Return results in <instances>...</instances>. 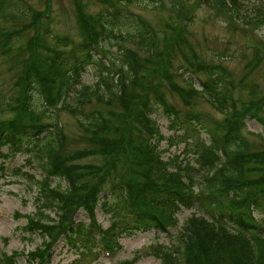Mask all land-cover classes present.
<instances>
[{"label":"trees","instance_id":"1","mask_svg":"<svg viewBox=\"0 0 264 264\" xmlns=\"http://www.w3.org/2000/svg\"><path fill=\"white\" fill-rule=\"evenodd\" d=\"M107 1L114 8L95 15L85 13L78 2L77 36L49 31L41 38L43 12L31 15L19 3L20 11L1 15L15 22L31 17L29 23L0 29L5 38L0 43L3 53L14 52L12 37L18 40L28 28L35 30L22 63L14 114L0 118V160L15 157L25 146L27 154H35L49 173L38 181V211L27 216L28 230L40 232L43 242L29 252L26 264H55L53 250L60 240L78 255L67 264H93L91 259L101 252L99 242L114 252L122 247L119 237L151 230L168 232L178 225L184 209L194 208L200 214L185 219L176 241L152 248L162 264H264V146L252 151L244 136L247 117L264 124L259 103L234 97L233 74L225 65L198 58L184 37L185 14L170 46L162 47L163 41L169 42L167 34L161 38L141 14L129 15L131 20L129 13L124 14L122 6L133 0ZM4 3L0 0L1 13ZM200 3L216 4L245 24L264 22L262 10L246 15L242 0H197ZM185 6L174 3L169 11L178 15ZM129 21L132 26L123 33ZM131 41L147 55L140 56L139 50L123 44ZM183 44L192 57L184 54L186 64L172 73L173 46L183 53ZM260 44L264 51V43ZM255 59H264L260 45L255 47L250 66ZM89 68L98 75L92 84L82 81ZM198 73L206 77L199 79L201 89L195 85ZM175 76L186 84L175 82ZM166 81L188 109L178 108L161 90ZM150 94L156 98L151 100ZM197 95H205L224 117L217 119L195 109L192 97ZM33 96L40 103L32 101ZM230 108L234 109L231 115ZM158 109L174 131L169 137L154 116ZM61 111L87 131L82 135L85 147L66 151L69 139L59 119ZM134 130L139 141L134 139ZM252 134L264 143V133ZM190 137L194 143H189ZM163 140L186 142L184 152L192 153L193 160L179 155L164 159ZM90 158L98 161L82 162ZM4 170L0 163V173ZM53 178H57L56 185H52ZM99 207L110 215L106 228L97 220ZM80 210L87 213L88 221L77 219ZM16 256V252L4 254L0 264H18Z\"/></svg>","mask_w":264,"mask_h":264},{"label":"rangeland","instance_id":"2","mask_svg":"<svg viewBox=\"0 0 264 264\" xmlns=\"http://www.w3.org/2000/svg\"><path fill=\"white\" fill-rule=\"evenodd\" d=\"M3 12H0V29H10L21 26L24 23L31 21V15L34 13H42L43 19L41 38L45 32L51 35H65L70 34L77 36L79 33V12L78 2L81 4L83 10L87 14H98L103 10L114 8L107 0H4ZM156 2H149L148 0H133L130 4L122 6L125 9L124 14L130 18L129 15L134 13L141 14L151 25L158 31L162 38L164 35L169 36V42L166 44L162 42V47L170 46V42L175 32L177 23L183 21L182 26L186 29L185 40L194 49L199 59L209 63H221L225 65L233 74V80L236 88H233L234 97H240L242 100L249 102L251 99L259 103V114L264 117V59L258 62L255 59L254 64L250 66L252 58L254 59L255 47H259L260 51L264 53L261 46L264 37V22H251L245 24L236 18L233 14L225 13L216 8V4L207 5L205 3L197 4V0H156ZM244 3V13L248 16H253L254 12L262 10L264 12V0H242ZM19 3L20 9H28L30 14L22 22L5 21L1 15L6 13H14L20 11L16 6ZM174 3L186 5L182 8L178 15L169 11ZM162 4V5H161ZM189 9V10H188ZM182 13V15H181ZM187 13V14H186ZM181 15V16H180ZM131 20V18H130ZM125 25L122 32L130 30L132 23ZM172 22V24H170ZM233 22L236 26H232ZM257 22V21H256ZM171 25V26H169ZM181 25V24H180ZM174 27V29H173ZM35 33L33 28H28L17 40L12 37L11 41L15 46L12 54L3 53L0 50V118H10L14 112L12 106L15 104V97L18 95L20 89V77L22 75L23 61L29 55V39ZM37 36H39L37 34ZM49 43L53 40L50 35L47 37ZM47 39L45 42L48 43ZM78 39V38H77ZM0 43H5V38H1ZM131 49L139 50V47L134 42L123 43ZM116 49V47L114 48ZM183 53L173 46L170 61V72L175 71L186 64L184 54L192 57L190 48L183 44ZM140 56L147 55V53L139 50ZM28 59V58H27ZM178 70V71H182ZM82 81L86 83H94L98 80V75L94 68H89L82 74ZM188 75H191L190 73ZM196 87L201 89L199 79H205V75L196 74ZM174 81L181 84H186L184 79L180 76H175ZM19 84V85H18ZM171 83L166 81L161 90L165 92L167 97L181 109H188L189 106L177 95L176 91H171ZM154 94H150V99L154 100ZM40 101L34 98L32 101ZM193 107L200 111L209 112L213 117L221 119L224 114L220 112L215 106L203 95L192 97ZM95 105V104H93ZM41 106V104H36ZM92 105H87V108ZM233 110V111H232ZM234 112L230 108L228 111ZM155 118L160 125L162 133L169 137L174 134L169 125V120L166 115L162 114V110L158 109L155 113ZM63 129L68 135L67 152L76 151L78 148L85 147L86 144L82 139V135L87 133L82 129L77 120L68 112L61 111L59 115ZM47 121H51L48 119ZM247 129L244 130L251 150L261 149L264 146L262 140L252 133H264V124L260 119L255 117L246 118ZM178 133H183L179 131ZM88 134V133H87ZM134 139L139 141L138 131L134 130ZM202 137L207 138V134L202 132ZM193 137L188 138L189 143H194ZM208 141V140H207ZM186 142L180 141L171 144L167 140L161 141L160 148L163 149L164 159L172 158V156L179 155L180 159L193 160L192 153L184 152ZM6 152L7 148H3ZM27 150H20L16 156L8 158L6 161L0 160L5 170L0 173V258L2 255H11L16 252V260L18 264H26L29 252L36 249L43 242V235L40 232L31 233L27 229V216H34L38 211L41 201L39 196L38 181L46 177L45 172L39 166V161L34 162L35 154L28 155ZM32 160V166L28 164V158ZM98 161V159L90 158L82 162ZM18 169V170H17ZM57 178H53L52 185L57 184ZM64 184V182H63ZM47 213H50L48 211ZM200 214L198 209L187 210L184 209L179 214V223L175 228H171L168 232H157L155 230L146 232H136L131 235L125 234L119 237L122 247L116 251H108L100 244L99 257L94 260L93 264H162L161 259L151 253L153 247L164 244L169 245L176 241L181 232L183 222L192 214ZM55 217L54 213H51ZM109 214L100 207L96 211V217L99 222L106 228L108 227ZM77 219H84L88 221V215L84 210L77 213ZM181 251L183 253L182 247ZM181 253V257H182ZM78 255L73 253L64 240H60L53 250L52 261L55 264H67Z\"/></svg>","mask_w":264,"mask_h":264}]
</instances>
